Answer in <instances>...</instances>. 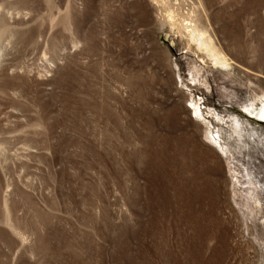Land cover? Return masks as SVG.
<instances>
[{
  "label": "rangeland",
  "instance_id": "obj_1",
  "mask_svg": "<svg viewBox=\"0 0 264 264\" xmlns=\"http://www.w3.org/2000/svg\"><path fill=\"white\" fill-rule=\"evenodd\" d=\"M262 101L264 0H0V264H264Z\"/></svg>",
  "mask_w": 264,
  "mask_h": 264
},
{
  "label": "bare ground",
  "instance_id": "obj_2",
  "mask_svg": "<svg viewBox=\"0 0 264 264\" xmlns=\"http://www.w3.org/2000/svg\"><path fill=\"white\" fill-rule=\"evenodd\" d=\"M155 5H154V7H155ZM156 8H157V10H159V8L157 6H156ZM170 14L171 13L168 11V13L165 17L167 19H170V17H171ZM183 22H186V23L183 24ZM180 28H181V30L184 31V35L188 39V41L191 44H194L198 50H200L201 52H204L205 55L207 57L211 58L216 65H219L220 67L227 65L226 64L227 62L224 59V57L222 56L220 50L218 49L217 44H215L213 39L208 34H206V32L196 23L194 16H193V12L190 13V15H188L186 17H182V20L180 22ZM261 104H262L261 108L259 107V109H255V113L253 114L255 119H257L256 117H262V116L264 117V101H262ZM199 110H200L199 108H197V109L194 108V114H195V116H197V115L199 116V120H204L205 118L203 117L202 113H200ZM190 119H192L191 116H190ZM261 121H263V120H261ZM226 123L227 122H225V124ZM217 140L218 141L214 140L215 141L214 150H215L216 154H218V156L221 157V155L224 154V152H223L224 144L221 143V137L220 136H217ZM215 148H217V150Z\"/></svg>",
  "mask_w": 264,
  "mask_h": 264
}]
</instances>
